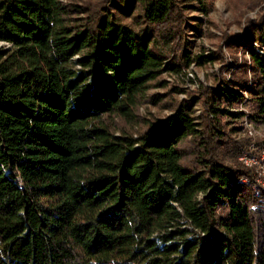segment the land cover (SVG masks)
Instances as JSON below:
<instances>
[{
  "label": "trees",
  "instance_id": "16d2710c",
  "mask_svg": "<svg viewBox=\"0 0 264 264\" xmlns=\"http://www.w3.org/2000/svg\"><path fill=\"white\" fill-rule=\"evenodd\" d=\"M209 5L0 0V264H264V192L224 122L249 71L264 125V55L200 92V123L191 100L138 114L191 61L184 11ZM250 25L264 45V15Z\"/></svg>",
  "mask_w": 264,
  "mask_h": 264
},
{
  "label": "rangeland",
  "instance_id": "374dc122",
  "mask_svg": "<svg viewBox=\"0 0 264 264\" xmlns=\"http://www.w3.org/2000/svg\"><path fill=\"white\" fill-rule=\"evenodd\" d=\"M193 6L198 4L193 2ZM209 10L208 15H203L196 9L184 11L187 22L183 30L185 39L190 43L187 52L191 61L185 62L179 72L167 70L160 75L157 82L164 83L163 87L156 85L157 82L154 83L147 92V97L159 95L162 98L156 105L142 103L138 110L141 117L156 122L171 114L169 108L191 100L192 116L195 123H200L203 113L200 92L204 89L221 92L220 81L231 80L240 66L246 65L249 68L250 48L264 53L263 44L247 41L248 33L253 31L250 24L258 22L264 15V0H210ZM235 42L237 46L233 44ZM169 60L164 61L163 68H166ZM247 76L250 81L248 88L242 91L234 89L239 91L244 100L241 104L226 107L230 114L236 116L228 117L224 122L226 130H233L230 138L245 148L237 156L238 163L252 171L253 189L264 192L261 176L264 173V143L261 144L264 141V125L254 124L250 118L251 114L246 105L248 91L252 86L249 71ZM185 148L190 151L189 144ZM241 158L251 159L252 163L247 166ZM258 201L257 207L264 211V198L259 197Z\"/></svg>",
  "mask_w": 264,
  "mask_h": 264
},
{
  "label": "built area",
  "instance_id": "2783aa9c",
  "mask_svg": "<svg viewBox=\"0 0 264 264\" xmlns=\"http://www.w3.org/2000/svg\"><path fill=\"white\" fill-rule=\"evenodd\" d=\"M256 53H258V54H260V55H264V53L263 52H261V51H259V50H257V49H253ZM241 160L244 162V164L245 165H250V163H252V160L251 159H248V160H246V159H242L241 158ZM253 163H255V162H253ZM263 170H264V168H263ZM261 176L263 177L262 179H263V182H262V185H263V187H264V173H262L261 174Z\"/></svg>",
  "mask_w": 264,
  "mask_h": 264
}]
</instances>
